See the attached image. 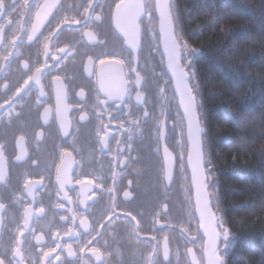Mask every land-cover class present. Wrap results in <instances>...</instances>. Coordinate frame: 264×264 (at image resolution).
Listing matches in <instances>:
<instances>
[{"label":"flooded vegetation","instance_id":"1","mask_svg":"<svg viewBox=\"0 0 264 264\" xmlns=\"http://www.w3.org/2000/svg\"><path fill=\"white\" fill-rule=\"evenodd\" d=\"M173 16L176 45L156 0H0V264L223 257L189 169L181 95L197 94Z\"/></svg>","mask_w":264,"mask_h":264},{"label":"trees","instance_id":"2","mask_svg":"<svg viewBox=\"0 0 264 264\" xmlns=\"http://www.w3.org/2000/svg\"><path fill=\"white\" fill-rule=\"evenodd\" d=\"M172 2L191 53L224 264H264V0Z\"/></svg>","mask_w":264,"mask_h":264},{"label":"water","instance_id":"3","mask_svg":"<svg viewBox=\"0 0 264 264\" xmlns=\"http://www.w3.org/2000/svg\"><path fill=\"white\" fill-rule=\"evenodd\" d=\"M172 3V0H156L162 31L168 32V41L176 45V27L173 16ZM188 95H190V99L188 98ZM181 97L183 102L187 106L185 110V116L187 119V137L190 146L189 169L192 174V183L195 190V197L199 204L203 203L205 205L201 207L204 208L209 215H211L215 228V225L218 224L219 218L217 219L212 211L211 196L213 195L209 191L210 188L212 189V180H210L209 186L207 178V172L209 171L206 172L207 157L204 144V129L199 110L198 96L194 97L193 95H191L188 87L186 86L185 91H183V95H181ZM188 99L190 100L189 105H187ZM215 233L218 247V245L220 244V237H218L216 228ZM217 259V264H224L223 257L218 256Z\"/></svg>","mask_w":264,"mask_h":264},{"label":"rangeland","instance_id":"4","mask_svg":"<svg viewBox=\"0 0 264 264\" xmlns=\"http://www.w3.org/2000/svg\"><path fill=\"white\" fill-rule=\"evenodd\" d=\"M187 46V45H186ZM187 50H188V52H189V49H188V47H187ZM191 56V53L189 52V57ZM225 236V232H224V229H223V232H222V237H224ZM229 236V235H228Z\"/></svg>","mask_w":264,"mask_h":264},{"label":"snow or ice","instance_id":"5","mask_svg":"<svg viewBox=\"0 0 264 264\" xmlns=\"http://www.w3.org/2000/svg\"><path fill=\"white\" fill-rule=\"evenodd\" d=\"M194 51V50H193ZM192 72H193V75H194V70H192ZM193 99H194V97H193ZM227 231V230H226Z\"/></svg>","mask_w":264,"mask_h":264}]
</instances>
